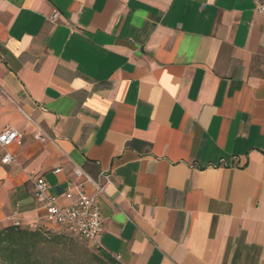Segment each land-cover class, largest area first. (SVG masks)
I'll return each mask as SVG.
<instances>
[{
  "label": "crops",
  "instance_id": "obj_1",
  "mask_svg": "<svg viewBox=\"0 0 264 264\" xmlns=\"http://www.w3.org/2000/svg\"><path fill=\"white\" fill-rule=\"evenodd\" d=\"M262 6L0 0V229H62L33 177L63 206L97 183L122 264H264Z\"/></svg>",
  "mask_w": 264,
  "mask_h": 264
},
{
  "label": "built area",
  "instance_id": "obj_2",
  "mask_svg": "<svg viewBox=\"0 0 264 264\" xmlns=\"http://www.w3.org/2000/svg\"><path fill=\"white\" fill-rule=\"evenodd\" d=\"M264 12V6L260 7ZM58 11H54L52 19L56 20ZM22 135L13 127L7 126L0 132V147L5 150L2 162L9 164L14 160L10 147L20 143ZM56 169L55 172H60ZM78 177L83 176L79 169L75 171ZM107 182L109 175H104ZM87 180H89L87 178ZM35 191V198L40 207L45 211L48 222L60 225L62 228L80 236L96 248H102L101 236L104 231V217L100 196L104 193V186L95 183L96 191L88 193L81 184L70 182L64 193L69 203L65 206L60 204V198L49 191V183L44 176H36L32 179ZM14 225L20 226L19 220Z\"/></svg>",
  "mask_w": 264,
  "mask_h": 264
},
{
  "label": "trees",
  "instance_id": "obj_3",
  "mask_svg": "<svg viewBox=\"0 0 264 264\" xmlns=\"http://www.w3.org/2000/svg\"><path fill=\"white\" fill-rule=\"evenodd\" d=\"M75 243L65 233L45 227L9 225L0 229V264H71ZM65 248L69 249L64 251ZM96 258L122 264L103 248Z\"/></svg>",
  "mask_w": 264,
  "mask_h": 264
},
{
  "label": "rangeland",
  "instance_id": "obj_4",
  "mask_svg": "<svg viewBox=\"0 0 264 264\" xmlns=\"http://www.w3.org/2000/svg\"><path fill=\"white\" fill-rule=\"evenodd\" d=\"M59 232L65 233L69 237L74 238L76 241L74 245L76 251L72 253L70 257L71 264H108L103 262L101 258H96L97 255H100V248L93 247L85 239L64 228L59 230ZM68 249L69 248H65L64 251Z\"/></svg>",
  "mask_w": 264,
  "mask_h": 264
}]
</instances>
